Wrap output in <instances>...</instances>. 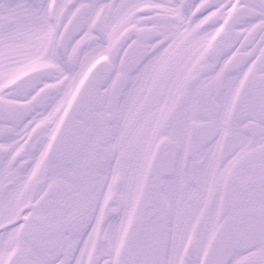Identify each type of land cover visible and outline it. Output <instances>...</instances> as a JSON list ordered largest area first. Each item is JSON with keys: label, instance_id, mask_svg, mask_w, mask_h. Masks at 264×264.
<instances>
[{"label": "snow or ice", "instance_id": "snow-or-ice-1", "mask_svg": "<svg viewBox=\"0 0 264 264\" xmlns=\"http://www.w3.org/2000/svg\"><path fill=\"white\" fill-rule=\"evenodd\" d=\"M0 264H264V0H0Z\"/></svg>", "mask_w": 264, "mask_h": 264}]
</instances>
